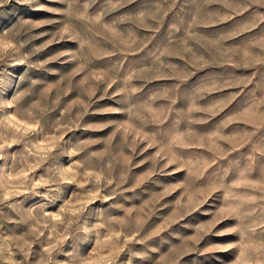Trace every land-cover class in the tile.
<instances>
[{"label": "rangeland", "instance_id": "1", "mask_svg": "<svg viewBox=\"0 0 264 264\" xmlns=\"http://www.w3.org/2000/svg\"><path fill=\"white\" fill-rule=\"evenodd\" d=\"M0 264H264V0H0Z\"/></svg>", "mask_w": 264, "mask_h": 264}]
</instances>
